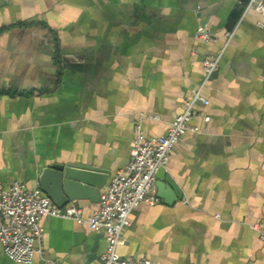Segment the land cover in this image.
<instances>
[{
  "label": "crops",
  "instance_id": "0c3cea01",
  "mask_svg": "<svg viewBox=\"0 0 264 264\" xmlns=\"http://www.w3.org/2000/svg\"><path fill=\"white\" fill-rule=\"evenodd\" d=\"M248 2L0 0L4 188L40 186L56 161L107 169L109 182L130 158L138 119L148 135L165 132L202 81L203 58L236 29L204 90L210 103L190 122L199 130L183 134L165 165L183 198L135 207L119 252L153 264H264L251 226L264 221V13L242 18ZM201 23L219 38H196ZM70 203L85 215L99 205ZM42 224L61 264H101L105 230L58 216ZM0 264L46 263L17 262L0 242Z\"/></svg>",
  "mask_w": 264,
  "mask_h": 264
},
{
  "label": "built area",
  "instance_id": "2783aa9c",
  "mask_svg": "<svg viewBox=\"0 0 264 264\" xmlns=\"http://www.w3.org/2000/svg\"><path fill=\"white\" fill-rule=\"evenodd\" d=\"M249 11L264 13V0H249L242 18ZM256 23L264 28L263 20L258 19ZM235 34L236 29L226 31L222 50L203 58L202 81L194 87L183 111L173 118L165 132L148 135L142 119H138L130 158L101 188L98 208L92 214L85 215L72 203L59 206L40 186L29 188L23 180H14L8 188L0 182V242L5 253L21 263H32L38 255L46 264H61L47 253L43 244L45 228L42 219L58 216L106 231L107 244L100 255L101 264H153L148 257L121 254L119 246L126 242L125 230L131 224L133 209L142 202L161 201L156 195V173L166 165L183 134L189 129L199 130L198 126H190V122L201 114L199 105L210 103L204 90L219 69L223 52ZM195 37L208 42L217 40L219 34L206 23H201ZM209 118L204 115L206 121ZM251 226L264 239V221H256Z\"/></svg>",
  "mask_w": 264,
  "mask_h": 264
},
{
  "label": "water",
  "instance_id": "95a60500",
  "mask_svg": "<svg viewBox=\"0 0 264 264\" xmlns=\"http://www.w3.org/2000/svg\"><path fill=\"white\" fill-rule=\"evenodd\" d=\"M109 178L107 169L78 162H53L40 175V187L55 204L64 206L79 198L99 201L100 190ZM156 195L172 204L183 198V192L174 177L161 166L156 173Z\"/></svg>",
  "mask_w": 264,
  "mask_h": 264
}]
</instances>
